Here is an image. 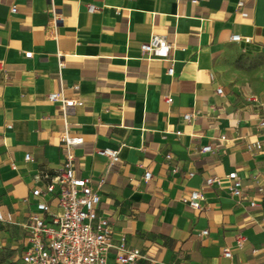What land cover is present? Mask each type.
Listing matches in <instances>:
<instances>
[{
    "label": "crops",
    "instance_id": "0c3cea01",
    "mask_svg": "<svg viewBox=\"0 0 264 264\" xmlns=\"http://www.w3.org/2000/svg\"><path fill=\"white\" fill-rule=\"evenodd\" d=\"M152 34L175 45L172 60L144 57ZM59 91L84 104L62 108L48 99ZM263 117L264 0H0V244H22L33 189L64 166L67 120L84 137L74 169L98 188L111 256L124 246L142 250L140 264H264ZM194 190L199 210L182 200Z\"/></svg>",
    "mask_w": 264,
    "mask_h": 264
},
{
    "label": "built area",
    "instance_id": "2783aa9c",
    "mask_svg": "<svg viewBox=\"0 0 264 264\" xmlns=\"http://www.w3.org/2000/svg\"><path fill=\"white\" fill-rule=\"evenodd\" d=\"M200 1V0H195ZM243 2H240L242 5ZM98 8L95 4H89L90 12ZM17 8L13 7L12 12ZM233 41H250V38H243L239 34L231 37ZM143 55L147 59L172 58L171 55L175 45L170 43L162 34H152L150 40L141 46ZM32 51L25 52L27 58L31 57ZM172 60V59H171ZM63 60L60 58V65ZM168 74L173 75V65L168 68ZM75 89H79L76 85ZM219 93L222 88H218ZM48 99L53 103L67 109L68 107L82 106L84 102L74 97H68L63 91L51 92ZM167 103H172V96L165 95ZM249 99L256 100V96ZM191 117L190 113L186 118ZM260 124L264 127V117ZM84 141L82 135H71L70 124L66 120L63 132L62 146L66 148L67 154L63 168L53 176L45 175L48 180L44 187L37 186L32 194L36 199L35 211L31 213L28 221L24 224L26 235L19 250L18 264H140L144 254L139 248L118 247V250L111 256L113 244L110 241V223L107 217L101 215L98 206L101 196L95 186L94 179L90 176L79 177L74 169L75 153L73 147ZM261 142H250L248 149H259ZM213 150L211 144L202 147V152ZM101 155L107 156L111 164L119 161V149L104 148L98 151ZM172 155L169 153L167 157ZM25 158L30 160L31 154L27 153ZM146 180L151 179V172L144 174ZM230 182L229 189L234 196H244L243 181L237 171H231L226 175ZM208 183H213L215 178H209ZM104 179L98 181L101 185ZM263 187H260V191ZM49 196V198H48ZM202 191L194 190L190 196L182 198L183 202L195 210L202 208L201 201L204 199ZM55 200L56 203L52 201ZM251 206H257L254 200ZM208 233L204 230L202 234ZM246 237L239 235L237 242L240 246L244 244ZM231 256L230 250L225 252Z\"/></svg>",
    "mask_w": 264,
    "mask_h": 264
},
{
    "label": "rangeland",
    "instance_id": "374dc122",
    "mask_svg": "<svg viewBox=\"0 0 264 264\" xmlns=\"http://www.w3.org/2000/svg\"><path fill=\"white\" fill-rule=\"evenodd\" d=\"M20 247V237L12 242H5V240H3L0 244V264H18Z\"/></svg>",
    "mask_w": 264,
    "mask_h": 264
}]
</instances>
